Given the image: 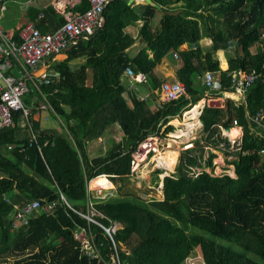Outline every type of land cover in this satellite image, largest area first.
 <instances>
[{
    "label": "trees",
    "instance_id": "trees-1",
    "mask_svg": "<svg viewBox=\"0 0 264 264\" xmlns=\"http://www.w3.org/2000/svg\"><path fill=\"white\" fill-rule=\"evenodd\" d=\"M151 1L161 6L163 17L151 28L156 9L145 6L139 35L145 47L134 59L126 54L134 39L125 29L140 16L127 0L109 2L102 28L65 50L68 57L55 67L59 79L40 87L53 116L61 120V131L39 129L33 118L36 111L29 107L37 105L33 97L43 99L33 87L23 98L29 113L13 111L11 125L0 126V264H183L198 249L206 264H264V156L258 154L264 139L234 147L235 177L203 170L212 169L213 154L202 164L205 148H218L219 126L230 128L232 117L246 125V116L264 110V0H177L181 5ZM205 40L210 46L203 48ZM185 43L198 46L181 52L182 67L177 71L193 102L207 91L201 84L203 74L220 70L218 50L234 49L227 72L255 69L258 79L244 90L241 103L227 99L223 108L204 106L200 120L208 134L206 143L196 153L181 154L177 172L163 179L162 198L133 193L95 198V207L104 213L96 219L106 228L119 225L113 245L101 227L77 212L88 211L87 180L101 173L127 179L130 154L138 141L191 102L183 96L155 110L139 100L130 106L124 99L125 71L132 66L153 78L155 66ZM83 57L87 61L80 71L69 67V60ZM86 68L93 74L91 87L85 85ZM225 86L233 89L229 77ZM221 90L216 87L210 94ZM116 125L128 145L90 159V142ZM260 127L264 130V111ZM217 139L224 143L218 135ZM194 168L202 170L194 175ZM162 172L153 170V184L161 181ZM34 200L40 205L30 213L28 225L13 226L17 206ZM80 228L91 231L97 258L84 254L75 237Z\"/></svg>",
    "mask_w": 264,
    "mask_h": 264
},
{
    "label": "crops",
    "instance_id": "crops-1",
    "mask_svg": "<svg viewBox=\"0 0 264 264\" xmlns=\"http://www.w3.org/2000/svg\"><path fill=\"white\" fill-rule=\"evenodd\" d=\"M127 2L128 5H130L140 16V18L135 23L129 24L125 29V33H127L132 39H134V43L126 50L128 58L132 60L145 47L144 40H142L139 36L140 29L143 23L142 18L145 12V6L150 5L152 7H155L156 9L154 16L150 19V25L153 29L158 24V22L161 21L163 13L161 11V6L156 5L151 0L150 2L153 5L151 3H147L146 0H127ZM174 3L176 5H181L182 2L177 3V0H174ZM3 5V9L0 11V26L2 28V33L8 39L16 43L20 41V34L28 24H34L35 28H37L40 32L45 31V33H51L59 28V26L63 24L66 19H68L69 15L80 14L89 7V3L87 0H3ZM103 15L105 17V14ZM194 46H196V49H193ZM200 46L206 48L210 46V41H201ZM197 48L198 46L196 44L190 45L189 43H185L180 46L178 50L171 51L162 60L161 63L155 66L152 73L153 78H150L143 73L135 72L133 70V67L129 66L127 69H132L135 77L138 75H143L145 77V81H139L135 77H131L127 74L126 69L124 74L125 79L123 80L127 89L124 93V99L126 103L132 106L133 102L136 100L145 101L149 108L155 110L159 104H161L162 102H167L165 101L162 94V84L166 81L182 82L181 80H179L177 74V71L182 67L180 54L183 51L197 50ZM233 52V47H231V49L227 51L221 49L216 52L220 61V70L216 72L211 71L214 78V86L211 90H205L201 98L196 102L192 101L191 95H189L187 92L183 96L190 98V104L185 107L181 113L168 120V122L159 124L156 131L149 132L147 134L149 135L152 133H157L158 131H163L167 135L165 138V148L163 151V155L155 160H152V163L148 167L142 168L139 175L141 178L144 177L148 184H153V170H163V172L159 174V178H161V181H159L157 185H154L155 187H161V191H158V193L156 194L157 197H163L162 188L164 177L175 174L177 172L181 154L187 150H191L196 153L200 151V147L203 145V143H206L208 134L203 130L200 120V114L204 106L207 105L223 108L226 105L227 99L239 103L244 100V91L237 89L232 85V90L224 89L226 87L225 83L228 77L227 74L229 73L227 72L228 56ZM148 53L151 56L149 51ZM68 54V51H64L61 54L44 61L35 69L30 70L31 79H27L28 85L36 89L42 96L43 100L38 101L36 97H33V102L37 103V105L31 106V108L29 107V109H33L36 111L33 118L35 122L39 123V129L42 131L53 129L61 131V129H56L53 127L46 129L41 128L40 115L42 114V111L47 110L52 114L53 109L51 107V104L47 101L46 96L43 97L40 87L41 85L49 84L50 79H59L55 67H57L58 63L63 62L66 57H68ZM175 55H177L178 58H176ZM86 61L87 58L83 57L77 60H69L68 64H70L69 67L71 69L80 71V66L84 65ZM86 74L87 76H85V85L87 87H91L93 85V74L90 68H86ZM5 76L11 77L13 79H19L23 76V71L17 63H14L12 67H10L5 72ZM203 76L201 78V84L205 86ZM156 82L158 83L157 86ZM216 87H218V89H222V92L218 95H211V91ZM195 105H197V110L192 112L191 109ZM27 111L29 113V110ZM263 111L264 110L261 109V111H259V113L252 118L246 116V125L240 123V120H238V118L232 117L230 128H223L219 126L217 128L218 133L215 134V139L218 142V148H212L211 146L206 147L204 156L202 157V164L204 166L205 162L208 160L209 155H215V157L212 159V169H210V166H206L203 168V170L207 172L213 171L214 175L217 176L223 175V172L228 171L229 176L235 177L234 166L231 164L232 161L236 159L233 156V152H235L234 147L236 146L239 148L242 143L252 142L256 139V137L264 139V130L260 127V120L263 116ZM192 115H195V117L192 118ZM57 119L61 124V120L59 118ZM234 120L236 124L233 123ZM26 122H29V120L26 119ZM46 122H50V118L47 117ZM217 135L224 141V143L219 142V140L217 139ZM209 140L210 142L212 141L211 138ZM127 145V136L121 131L120 126L116 125L113 127H108L99 139L90 142L88 146V154L90 156V159H94L99 156L106 155L110 150H117L118 146L120 147L121 151H123V149ZM186 145L191 146L185 148ZM128 148H130V146H128ZM167 153H169L170 155L169 160H175L173 168H168L169 160H166L167 167L163 164L162 158ZM194 169H197L199 171L202 170L201 168ZM97 175H102L104 179H106V181L110 183V185L106 187L95 184L94 177ZM97 175H94L87 180L89 199L87 213L90 210L89 201H92L95 206V198L103 199L107 198L108 196L117 194V187H115V185L117 184L119 178H117L114 174L108 173H101ZM130 177L131 176L128 175V178ZM114 191L116 192V194H114Z\"/></svg>",
    "mask_w": 264,
    "mask_h": 264
},
{
    "label": "built area",
    "instance_id": "built-area-1",
    "mask_svg": "<svg viewBox=\"0 0 264 264\" xmlns=\"http://www.w3.org/2000/svg\"><path fill=\"white\" fill-rule=\"evenodd\" d=\"M87 1L89 3L88 9L80 14L69 15L68 19H66L54 32L42 33L35 28L34 24L26 25L20 34V43L13 42L4 36L0 26L1 127L11 125L13 111H23L25 116L28 114V111L24 108L23 98L29 92L30 86L28 85L27 79H31L30 70L35 69L44 61L61 54L80 40L90 39L100 28H102L105 23L103 11L107 4L112 0ZM3 7V0H0V11ZM193 49H196V46H194ZM175 57L178 58L177 55H175ZM14 63H17L23 71V76L19 79L5 76V72L12 67ZM127 74L131 77H135L132 69H127ZM227 76L233 87L244 91L252 82H255L258 79L259 75L255 69H252L249 71H233L228 73ZM135 78L139 81H145L143 75H138ZM203 80L207 91L211 90L214 86L213 73L211 71H206ZM161 90L163 97L167 102L177 100L187 93L186 85L180 81H166L162 84ZM233 123L236 124L235 120ZM166 136L165 132L158 131L157 133L146 135L138 141L130 154L129 176H139L142 168L148 167L152 163V160L163 155ZM33 143L34 140L30 142V146H32ZM190 146L191 145H186L185 148ZM258 154L264 156V148L260 149ZM199 172L200 171L197 169L193 170L194 175H197ZM101 177L103 176L97 175L94 179L96 180ZM98 185L102 186L100 184ZM61 198L71 207L62 194ZM39 205V200H34L25 205L17 206L12 218L13 226L28 225L30 213L38 209ZM89 206L90 210L88 213H83L77 210L75 211L85 218L89 224H95L101 227L114 245L113 235L119 225L112 224L110 227H104L96 219L97 216L104 217V213L96 208L92 201H89ZM90 232V230L86 231L85 229L80 228L75 232V237L82 242L84 254L94 259L98 257V252L96 250L94 237ZM196 253L189 255L184 260L183 264H206L203 255L198 256Z\"/></svg>",
    "mask_w": 264,
    "mask_h": 264
},
{
    "label": "rangeland",
    "instance_id": "rangeland-1",
    "mask_svg": "<svg viewBox=\"0 0 264 264\" xmlns=\"http://www.w3.org/2000/svg\"><path fill=\"white\" fill-rule=\"evenodd\" d=\"M252 51H256L255 49H252ZM50 118V122H46V118ZM40 120H41V128L42 129H46V128H56V129H60V122L57 118H55V116H53V114L50 113V111H42V114L40 115ZM92 155H93V151H92ZM169 160V159H166ZM166 160H165V164H166ZM167 166V164H166ZM207 172V171H206ZM209 173L211 172V174H214L213 171H208ZM223 175H228L229 172H223ZM155 184H148L146 182V179L143 177L141 178L140 176H135V177H130L128 179H122V180H118L117 184L115 185V187H117V189L119 188L121 191L117 190V193H121L123 195L125 194H132L135 196H140L142 198H151L153 197L152 195L158 193V191H161V187H155ZM109 186V185H108ZM107 186V187H108ZM114 194H116V192L114 191ZM196 255L200 256L202 255L201 251L198 249V251H196Z\"/></svg>",
    "mask_w": 264,
    "mask_h": 264
},
{
    "label": "bare ground",
    "instance_id": "bare-ground-1",
    "mask_svg": "<svg viewBox=\"0 0 264 264\" xmlns=\"http://www.w3.org/2000/svg\"><path fill=\"white\" fill-rule=\"evenodd\" d=\"M195 109H197V105H195L192 109H191V111L193 112ZM195 117V115H192V118H194ZM178 156V155H177ZM169 157H170V155H169V153H167L163 158H162V160H163V164L166 166V164H165V160L166 159H169ZM174 163H175V160L174 159H171V160H169L168 161V168H173V166H174ZM167 167V166H166ZM94 183V182H93ZM100 184V185H102V186H108V185H110V183L108 182V181H106V179H104V177H101V178H98V179H96L95 180V184Z\"/></svg>",
    "mask_w": 264,
    "mask_h": 264
},
{
    "label": "water",
    "instance_id": "water-1",
    "mask_svg": "<svg viewBox=\"0 0 264 264\" xmlns=\"http://www.w3.org/2000/svg\"><path fill=\"white\" fill-rule=\"evenodd\" d=\"M147 3H151L150 0H146ZM152 4V3H151ZM153 5V4H152ZM228 130V129H227Z\"/></svg>",
    "mask_w": 264,
    "mask_h": 264
}]
</instances>
